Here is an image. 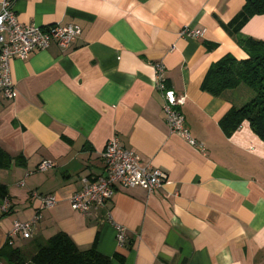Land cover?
<instances>
[{
	"label": "crops",
	"instance_id": "obj_1",
	"mask_svg": "<svg viewBox=\"0 0 264 264\" xmlns=\"http://www.w3.org/2000/svg\"><path fill=\"white\" fill-rule=\"evenodd\" d=\"M11 1L21 23L80 32L67 47L52 42L10 61L16 96L0 92V185L12 206L0 211V248L15 219L37 216L29 238L13 236L15 246L63 231L113 264H264V141L247 121L229 135L219 124L249 93L244 85L220 96L201 89L211 63L246 57L238 36L264 40V14L234 22L244 0ZM184 25L203 34L181 36ZM158 62L203 150L169 131L153 87ZM112 137L167 177L152 192L117 185L107 209L83 215L69 197L82 178L104 172ZM43 160L52 168L38 170ZM33 190L54 193L56 204L41 207ZM114 224L126 229L122 246Z\"/></svg>",
	"mask_w": 264,
	"mask_h": 264
},
{
	"label": "built area",
	"instance_id": "obj_2",
	"mask_svg": "<svg viewBox=\"0 0 264 264\" xmlns=\"http://www.w3.org/2000/svg\"><path fill=\"white\" fill-rule=\"evenodd\" d=\"M12 3L11 0H3L0 5V92L9 99L16 96L10 74L12 58H25L33 51L45 49L52 42L61 48L67 47L75 41L80 32L74 24H53L44 29L33 23H21L16 18ZM179 34L184 37H199L203 34V29L184 25ZM154 69L153 87L162 96V111L169 131L182 137L191 146L203 150L202 143L192 137L185 126L184 115L180 110L183 97L176 95L165 85L164 65L158 62ZM101 156L104 172L91 179L82 178V187L69 197L70 207L83 215L89 214L96 208H106L117 185L122 188L141 186L152 192L160 187L167 177L159 167L142 163L138 153L125 148L117 137H112L106 142ZM52 166V161L43 160L38 164L37 169L46 171ZM20 184L22 185L23 182ZM30 195L37 197L43 208H50L57 202L54 193L39 194L33 190ZM0 198V211L5 214L11 209L12 202L7 195ZM106 218L108 220L111 218L108 210ZM36 220L37 216L23 221L15 219L7 231V243L13 244V236L16 234L29 238L32 224ZM114 228L117 245H124L128 239L125 227L114 224Z\"/></svg>",
	"mask_w": 264,
	"mask_h": 264
},
{
	"label": "trees",
	"instance_id": "obj_3",
	"mask_svg": "<svg viewBox=\"0 0 264 264\" xmlns=\"http://www.w3.org/2000/svg\"><path fill=\"white\" fill-rule=\"evenodd\" d=\"M264 14V0H244L235 21ZM238 46L246 57L237 59L227 53L211 63L201 83V89L214 96L244 85L254 95L240 106L232 105L219 119L226 134L232 133L243 121L264 141V40L251 36H238ZM7 193L0 185V197ZM8 196V195H7ZM0 264H113L108 256L95 249L79 248L63 231H57L32 245L15 246L7 241L0 248Z\"/></svg>",
	"mask_w": 264,
	"mask_h": 264
},
{
	"label": "rangeland",
	"instance_id": "obj_4",
	"mask_svg": "<svg viewBox=\"0 0 264 264\" xmlns=\"http://www.w3.org/2000/svg\"><path fill=\"white\" fill-rule=\"evenodd\" d=\"M244 87V89H246L247 91H248V93H249V95H248V97H247V100H249L253 95H254V92H253V90H251L250 88H248V87H246V86H243ZM236 91H241V90H236ZM237 92V93H238ZM241 93V92H240Z\"/></svg>",
	"mask_w": 264,
	"mask_h": 264
}]
</instances>
